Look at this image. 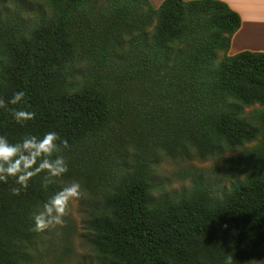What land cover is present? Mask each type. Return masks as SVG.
I'll list each match as a JSON object with an SVG mask.
<instances>
[{
  "label": "trees",
  "instance_id": "1",
  "mask_svg": "<svg viewBox=\"0 0 264 264\" xmlns=\"http://www.w3.org/2000/svg\"><path fill=\"white\" fill-rule=\"evenodd\" d=\"M240 25L220 0H0V99L25 93L0 136L68 144L47 188L44 173L19 195L0 181V264L28 263L33 212L71 181L99 197L97 264H264V52L228 55ZM227 152L177 192L157 176L162 158Z\"/></svg>",
  "mask_w": 264,
  "mask_h": 264
},
{
  "label": "clouds",
  "instance_id": "2",
  "mask_svg": "<svg viewBox=\"0 0 264 264\" xmlns=\"http://www.w3.org/2000/svg\"><path fill=\"white\" fill-rule=\"evenodd\" d=\"M23 91L13 94L7 104L19 105L23 102ZM7 104L0 99V108L7 109ZM13 119L21 126L32 120L34 112L23 108L11 109ZM68 147L67 141H61L55 131L46 132L42 137L26 135L17 143H10L5 136H0V181L7 183L15 180L18 187L11 189L13 195H19L27 189L29 181L44 173L42 186L54 184L68 171L67 162L61 154ZM82 196L81 184L73 181L52 194L41 207L33 212L34 231L56 230L65 225L70 204Z\"/></svg>",
  "mask_w": 264,
  "mask_h": 264
},
{
  "label": "rangeland",
  "instance_id": "3",
  "mask_svg": "<svg viewBox=\"0 0 264 264\" xmlns=\"http://www.w3.org/2000/svg\"><path fill=\"white\" fill-rule=\"evenodd\" d=\"M233 154L227 152L223 157L208 158L204 161L162 158L155 169L161 180H170V191L177 192L189 184L187 180L180 181L177 178L179 172L194 166L213 178L215 176L213 172ZM71 182H67L65 186ZM79 183L82 196L70 204L65 225L56 230L40 232L39 238L29 248L27 264H97V255L90 245L88 220L98 205L99 197L96 192H91L81 182Z\"/></svg>",
  "mask_w": 264,
  "mask_h": 264
},
{
  "label": "crops",
  "instance_id": "4",
  "mask_svg": "<svg viewBox=\"0 0 264 264\" xmlns=\"http://www.w3.org/2000/svg\"><path fill=\"white\" fill-rule=\"evenodd\" d=\"M162 1L149 0L155 8ZM220 1L226 3L241 19L240 28L231 38L228 55L243 51L264 52V0Z\"/></svg>",
  "mask_w": 264,
  "mask_h": 264
}]
</instances>
